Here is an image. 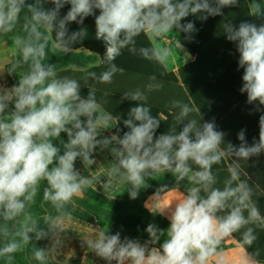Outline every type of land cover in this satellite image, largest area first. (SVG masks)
Returning a JSON list of instances; mask_svg holds the SVG:
<instances>
[{"label":"clouds","instance_id":"obj_1","mask_svg":"<svg viewBox=\"0 0 264 264\" xmlns=\"http://www.w3.org/2000/svg\"><path fill=\"white\" fill-rule=\"evenodd\" d=\"M51 2L54 7L45 9ZM238 0H0V36H9L21 62L26 65L17 85L0 87V258L11 264L13 254L33 238L40 240L49 233L56 237L64 231L63 221L71 220L63 211L66 204L80 198L92 180L74 167L79 158L84 166L95 163L92 154L99 147L110 149L114 157L111 175L122 178L131 199L138 198L147 181L156 174L171 173L177 184L187 181L186 193L179 192L167 203H160L167 186L158 189L145 203L152 213L166 215L170 220L163 243L156 244L163 230L150 223L146 232L150 240L141 244L138 240L124 238L120 233L101 231L95 240H87V246L108 264H208L213 257L216 264H224L220 245L226 238L242 228L243 243L249 246L256 240L254 230L247 227L260 223L264 226L258 207L252 202L253 189L239 179L238 161L249 160L264 152V115L259 118V139L249 145L245 130L237 135L238 147L224 144L225 133L217 129L213 121L201 123L187 120L192 109L176 102L180 112L176 119L179 131L174 128L156 136L160 120L151 115L150 107L138 103L131 107L124 126L123 136H103L102 133L118 124L120 118L104 112L95 95L81 96V81L59 76L55 66L48 64L49 41L55 33L53 51L67 52L71 45L86 34L85 30L69 34L67 25L82 24L88 16H95V36L106 46L105 59L108 68L92 78L102 83L111 82L117 67L113 63L122 49L134 44V38L147 33L152 38L165 34L197 31L192 21L182 24V19L193 15L206 20L209 16L222 15L225 7L236 6ZM70 4L63 17L60 10ZM27 14L21 18V13ZM96 10L99 14L96 15ZM199 14V15H198ZM251 16H264L259 4L253 5ZM226 39L236 45L239 53L238 70L243 69L240 92L247 94V103L255 105V111L264 106V24L242 21L238 27L231 22L224 26ZM182 48V45L180 44ZM134 50V49H130ZM141 55L165 63L170 55L167 47L141 48ZM14 64L9 73L15 72ZM132 101L143 99L142 94L124 93ZM14 107L9 110V106ZM84 118V119H81ZM67 134V142L61 148L54 139ZM115 142V146L113 145ZM226 155L234 156L236 163L229 168V178L224 187H215L216 176L212 166ZM192 165L197 169L193 170ZM51 166V167H50ZM41 181L47 182L43 198L49 201L59 215L47 217L44 228L29 212ZM124 189V190H125ZM247 212V216H245ZM16 224L10 226L9 222ZM56 240V244H59ZM255 254H258L255 253ZM245 253L240 264H256L253 255ZM38 261L46 259V250L34 251Z\"/></svg>","mask_w":264,"mask_h":264},{"label":"trees","instance_id":"obj_2","mask_svg":"<svg viewBox=\"0 0 264 264\" xmlns=\"http://www.w3.org/2000/svg\"><path fill=\"white\" fill-rule=\"evenodd\" d=\"M35 2L36 0H27L29 4ZM248 3L252 4V9L255 4H259L264 9V0H238L236 6L223 8L222 15L209 16L206 20L193 15L182 19V24L192 21L197 29L190 34V37L188 34L178 32L181 45L186 47L190 54L195 55V59L181 66L176 75L167 72L162 63L141 55V48L153 47L148 35L141 33L134 38V44L122 49L121 54L113 61L118 70L111 82L102 83L92 78L91 73L99 76L108 68L104 57L105 43L96 39L95 36V16L86 17L82 24L71 22L67 25L69 34L81 29L86 33L81 40L73 43L67 52L53 51L55 33H51L52 40L49 41L46 62L55 66L59 76H69L80 80L83 98H87L89 92L93 93L104 112L120 118L118 124L111 129L113 135L122 137L128 131L123 122L128 119L131 107L137 106L138 103L150 107L153 117L159 118V115L164 117V119L159 118L157 137L173 128L179 131L182 127L176 119L180 112L176 102H179L192 109L187 116L189 120L199 121L200 116L203 118V121L200 120L201 123L214 120L217 129L226 134L222 148L226 147L229 142L238 147L241 142L237 134L242 129L250 130L253 134L251 138L246 137L247 143L251 145L259 139L258 120L261 115H264V106H261V111H255V105L247 103V94L240 92L243 84V69L238 70L239 53L236 51V45L228 41L224 33V26L229 22L235 27H238L242 21L250 22ZM43 6L45 9L54 7L51 2H46ZM70 7V4H66L60 10V16L66 15ZM26 14L27 10L23 15ZM98 14L99 10H96V15ZM258 17L264 23V16ZM84 52L87 54L84 55ZM96 58L99 59L98 65L85 69L79 68ZM168 81L174 84L175 89H172L170 96L162 101L158 99L159 94L155 93L154 89L158 86L157 89H162V85ZM179 81L183 86L178 83ZM137 91L143 96L140 101L124 98V93ZM246 120L251 121L252 124H246ZM236 159L234 156L226 155L218 164L212 166V172L217 179L215 187H224V181L230 175L229 168L236 163ZM238 163L240 174L234 184L245 181L253 189L252 202L258 207L261 217H264V152L257 157L241 160ZM192 167L193 170L197 169L196 165ZM175 182L176 179L171 173L156 174L155 179L147 181L148 187L145 188V193L157 191L164 186L170 188ZM74 201L95 217L101 231H107L108 234L119 232L121 240L141 238L149 241L150 237L146 228L150 223L155 224L165 233L156 244L150 243L151 245L159 247L167 238L166 232L170 221L160 214L149 213L140 206L131 210L126 192L119 195H107L88 186L83 196L75 198ZM29 212L32 216L44 214V211L37 205H34ZM15 224L16 222L13 225ZM247 227L253 228L256 236L251 246L243 243L242 234L245 231L243 228L234 233L232 238L246 253L258 252L253 255V259L257 264H264V226L256 223ZM220 247L223 250L228 245L223 241ZM12 260L17 264H29L25 257V245L13 254Z\"/></svg>","mask_w":264,"mask_h":264},{"label":"crops","instance_id":"obj_3","mask_svg":"<svg viewBox=\"0 0 264 264\" xmlns=\"http://www.w3.org/2000/svg\"><path fill=\"white\" fill-rule=\"evenodd\" d=\"M248 6L251 13L253 11L252 4L248 3ZM24 12L21 13V18H23ZM250 22L255 23L257 26L264 24L258 16H251ZM147 35L153 46H163L169 49L170 55L167 61L162 63L167 72H171L176 75L178 69L181 66L187 65L188 63L194 61L195 55L190 54L186 47H180L181 38L175 29L173 32L165 34L164 36L156 39L152 38L149 34ZM83 54L86 55L87 53L84 52ZM18 55L19 53L17 51L15 53L13 51H9V46L0 44V82L4 84V88H11L17 85L19 78H21L23 75L22 71H16L11 74L9 73V71H11L12 63ZM98 64L99 59L96 58L94 61L79 68L85 69ZM196 73L197 72H195V74ZM178 83L182 85L180 81ZM158 87L155 88L157 89ZM161 88L162 89L157 90L154 89V92L159 94L160 98L158 99H162V101L163 99L170 96L169 94L172 89H175L174 84L170 81L164 83ZM11 107L12 105L9 106V110H11ZM200 117L201 121H203L202 116ZM159 118L164 119L162 115H159ZM187 120H189L188 117H186L185 122H187ZM245 123L252 124V122L249 120H246ZM113 125H115V121L113 122ZM111 129L112 128L108 129L102 133V135H113L111 133ZM252 135L253 134L250 133V130L245 131V137L251 138ZM53 142L56 146L61 148V154H63L62 143L67 142V134L62 133L61 136L57 139H54ZM112 146H115V142H113ZM92 158L95 160V163L91 166H84L83 162L79 158H77L74 164V167L80 172L81 175L89 177L92 180V183L89 187L107 195H119L123 192L128 194V191L125 189L127 186L125 181L118 176L111 175L115 161L114 157L111 155L110 149L101 150L98 147L92 154ZM45 187H47V182L41 181L38 186L34 202L29 205V209H32L34 205H37L44 211V214L33 215V217L37 221L39 227L44 228L47 231V228L44 225L45 218L55 217L59 215V213L49 201L44 200L43 192ZM188 187H190V184L187 179L179 182V184H177L176 181L169 188V190H166L167 194L164 195L160 203L172 201L177 195L175 188L179 192L185 193ZM155 192L156 191L145 193V188L141 189L138 198L136 199H131L128 194L131 210H134L136 207L140 206L147 212L152 213L147 207H145V203L149 201V198L152 197ZM63 211L70 213L71 215V220L65 219L63 221V232L59 233L57 237L54 234L49 233L45 238L40 240H35V238H33L29 243L25 244V257L29 264H108L107 261L97 257L86 243L87 240L97 239L101 232V228L98 225L95 217L79 204H77L74 200L66 204ZM161 216L168 219L166 215ZM56 240L60 241L59 244H56ZM132 240H138L141 244L147 241L141 238H134ZM224 242L228 245L227 248L223 249V254L225 257L224 264H240V258L246 252L236 243L232 237L226 238ZM151 247L154 246L149 243V248ZM39 248L46 250V259L44 261H38L34 258V251ZM112 264H116V262L113 261ZM208 264H216V258H211Z\"/></svg>","mask_w":264,"mask_h":264},{"label":"rangeland","instance_id":"obj_4","mask_svg":"<svg viewBox=\"0 0 264 264\" xmlns=\"http://www.w3.org/2000/svg\"><path fill=\"white\" fill-rule=\"evenodd\" d=\"M168 36V35H167ZM0 44H5L7 46H9V51H13L14 53L17 51L14 44L12 43L11 39H10V34L9 36H0ZM16 65V68H15V72L17 71H22V74H24V72L27 70V67L26 65H24L22 62H21V57L20 55L17 56V58L13 61L12 63V66H11V70H12V67L13 65ZM14 106L12 105L11 109L13 108ZM30 210V209H28ZM15 223V221H11L9 222L10 226H12L13 224ZM3 244V240L1 241V244ZM0 263L1 264H6V261L2 258H0ZM11 264H17L15 263L13 260L11 261Z\"/></svg>","mask_w":264,"mask_h":264},{"label":"built area","instance_id":"obj_5","mask_svg":"<svg viewBox=\"0 0 264 264\" xmlns=\"http://www.w3.org/2000/svg\"><path fill=\"white\" fill-rule=\"evenodd\" d=\"M0 87H4V84L0 82Z\"/></svg>","mask_w":264,"mask_h":264}]
</instances>
